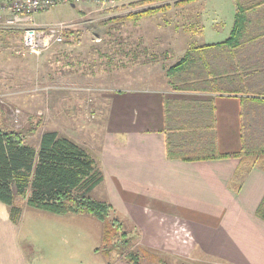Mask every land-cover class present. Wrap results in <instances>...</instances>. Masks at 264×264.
I'll return each instance as SVG.
<instances>
[{"label":"crops","instance_id":"1","mask_svg":"<svg viewBox=\"0 0 264 264\" xmlns=\"http://www.w3.org/2000/svg\"><path fill=\"white\" fill-rule=\"evenodd\" d=\"M238 1L251 7L248 30L239 46H216L230 35ZM221 5L232 15L222 39L208 42L196 23L198 36L163 43L177 53L165 58L175 57L158 86L120 89L104 98L95 150L67 137L99 163L103 180L91 194L108 201L138 233L135 248L143 255L192 264H264V218L257 214L264 164L247 170L233 156L243 147H264V0ZM191 49L195 60L173 87L166 69ZM200 139L229 156L178 158L198 156L184 152ZM167 145L176 157L167 155ZM97 188L103 196L93 194ZM102 226L87 213L54 214L26 205L14 221L0 201V264H126L99 248Z\"/></svg>","mask_w":264,"mask_h":264},{"label":"rangeland","instance_id":"2","mask_svg":"<svg viewBox=\"0 0 264 264\" xmlns=\"http://www.w3.org/2000/svg\"><path fill=\"white\" fill-rule=\"evenodd\" d=\"M137 1L140 0H90L89 5L88 0L56 2L35 15L36 24L64 22L66 29L77 34L40 53L24 48L17 31H2L0 99L6 111V127L24 131V140L34 146L42 132L57 130L95 150L103 134L106 96L120 89L158 86L167 63L175 59L166 61L165 58L177 53L176 46L164 42L174 38L179 41L183 37L184 42L185 38L198 36L196 23L200 29L204 27L203 37L214 42L223 38L232 18L231 12L221 5L226 0H193L191 10H188L189 2L176 5V0L141 4ZM70 2L79 9L72 8ZM165 3L169 4L167 9L143 14L136 21L115 20L117 16ZM181 9L184 15L180 16ZM211 23L223 25L210 26ZM32 123H38L37 129L27 134ZM97 189L93 194L103 196V190ZM17 202L29 207L24 198L17 197ZM142 262L192 264L169 261L160 255L155 259L148 254L143 255Z\"/></svg>","mask_w":264,"mask_h":264},{"label":"trees","instance_id":"3","mask_svg":"<svg viewBox=\"0 0 264 264\" xmlns=\"http://www.w3.org/2000/svg\"><path fill=\"white\" fill-rule=\"evenodd\" d=\"M153 1L157 0H140L137 3ZM191 1L193 0H176L174 3L182 5ZM168 7L169 4L165 3L117 16L114 19L122 21L132 18L136 21L143 14H153ZM250 8L238 1L230 35L216 46L228 45L231 48L239 46L243 35L248 30ZM108 21L110 19L103 23ZM76 34L75 30H65L67 39L72 36L76 37ZM193 56L194 49L188 50L166 69L167 77L173 87L177 74L195 60ZM1 104L0 118L2 121L6 117V111ZM37 124H33L27 134L36 131ZM24 134L22 130L0 124V201L10 207L14 221L19 219L22 211L17 197L24 198L29 207L49 213H87L103 224L99 248L107 256L114 254L115 258L122 259L126 264H145L142 262L143 253L140 252L139 246L135 248L138 233L127 225L125 218L118 214L108 201L97 199L91 194L92 190L103 180V174L96 160L83 147L61 135L57 130L42 132L38 146L24 140ZM207 143L209 141L196 140L192 143L195 150L190 149L191 152L185 150L184 153L189 155L199 153L194 154L198 156L178 158L200 160L229 156L226 153H215V151L208 150L210 146L205 145ZM205 149L208 151H203ZM167 155L171 158L176 157L169 145H167ZM233 156H238L242 160L241 165H246L245 168L249 170L254 165L264 164V147H261L260 143L255 144L253 148L243 147ZM257 214L264 218V198L257 208Z\"/></svg>","mask_w":264,"mask_h":264},{"label":"built area","instance_id":"4","mask_svg":"<svg viewBox=\"0 0 264 264\" xmlns=\"http://www.w3.org/2000/svg\"><path fill=\"white\" fill-rule=\"evenodd\" d=\"M60 0H9L0 2V33L17 31L22 46L34 53L64 41L67 24L58 22L38 26L35 15L45 11ZM69 27V26H68ZM0 103L2 100L0 99Z\"/></svg>","mask_w":264,"mask_h":264}]
</instances>
